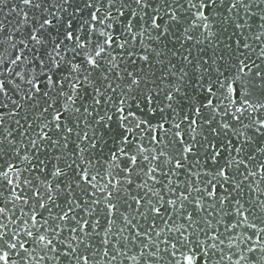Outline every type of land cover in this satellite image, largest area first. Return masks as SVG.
<instances>
[{"label": "snow or ice", "instance_id": "obj_1", "mask_svg": "<svg viewBox=\"0 0 264 264\" xmlns=\"http://www.w3.org/2000/svg\"><path fill=\"white\" fill-rule=\"evenodd\" d=\"M0 264H264V0H0Z\"/></svg>", "mask_w": 264, "mask_h": 264}]
</instances>
